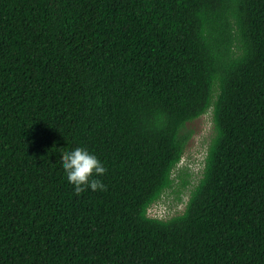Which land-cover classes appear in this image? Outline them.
Here are the masks:
<instances>
[{
    "label": "trees",
    "instance_id": "16d2710c",
    "mask_svg": "<svg viewBox=\"0 0 264 264\" xmlns=\"http://www.w3.org/2000/svg\"><path fill=\"white\" fill-rule=\"evenodd\" d=\"M77 147L106 191L74 194ZM0 264H264V0H0Z\"/></svg>",
    "mask_w": 264,
    "mask_h": 264
},
{
    "label": "rangeland",
    "instance_id": "374dc122",
    "mask_svg": "<svg viewBox=\"0 0 264 264\" xmlns=\"http://www.w3.org/2000/svg\"><path fill=\"white\" fill-rule=\"evenodd\" d=\"M187 129L192 131V138L187 144L183 158L177 165L173 174L175 179L173 191H168L162 196V202L152 211L151 216L168 220L184 212L186 203L191 191L197 186L202 178L203 161L207 147L213 137V124L211 113L201 116L187 125ZM184 181H189L190 185L183 189ZM182 194L180 200L177 198Z\"/></svg>",
    "mask_w": 264,
    "mask_h": 264
},
{
    "label": "clouds",
    "instance_id": "9594fccd",
    "mask_svg": "<svg viewBox=\"0 0 264 264\" xmlns=\"http://www.w3.org/2000/svg\"><path fill=\"white\" fill-rule=\"evenodd\" d=\"M59 163L66 176L67 182L73 186L76 196H80L89 189L93 192L107 190V186L99 179V177L106 173L107 169L99 158L90 153L87 149L82 147L72 149L63 155ZM157 205H154L147 211L148 216L152 219H160L156 216H151L153 209Z\"/></svg>",
    "mask_w": 264,
    "mask_h": 264
}]
</instances>
